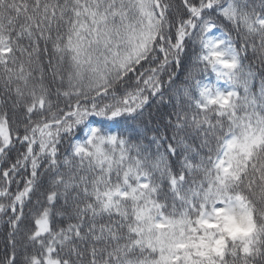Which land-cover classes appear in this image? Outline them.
<instances>
[{
  "label": "snow or ice",
  "instance_id": "snow-or-ice-1",
  "mask_svg": "<svg viewBox=\"0 0 264 264\" xmlns=\"http://www.w3.org/2000/svg\"><path fill=\"white\" fill-rule=\"evenodd\" d=\"M0 264H264V0H0Z\"/></svg>",
  "mask_w": 264,
  "mask_h": 264
}]
</instances>
